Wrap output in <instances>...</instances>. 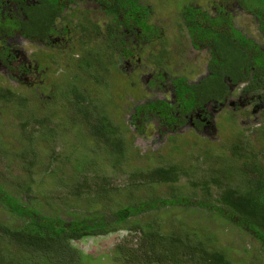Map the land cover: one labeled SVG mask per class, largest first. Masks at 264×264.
Returning <instances> with one entry per match:
<instances>
[{
	"label": "flooded vegetation",
	"instance_id": "af4514ba",
	"mask_svg": "<svg viewBox=\"0 0 264 264\" xmlns=\"http://www.w3.org/2000/svg\"><path fill=\"white\" fill-rule=\"evenodd\" d=\"M94 1L101 20L87 15L89 5L77 0H0V79L9 83H0V97L27 103L30 95L44 100L40 109L57 100L74 107L97 98L102 109L93 111L94 125L91 110L67 109L76 119L74 132L65 128L73 142L80 135L100 147L107 141L125 144L124 160L138 155L133 136L145 141L139 151L151 161L189 145L205 154L226 148L236 158L243 155L247 176L249 168L256 173L264 152L257 148L252 154L249 141L234 138L238 128L246 137L251 123L264 122V43L237 20L258 21L264 35V1ZM189 48L198 52L195 58L177 54ZM122 60L131 61L129 71ZM14 83L24 90L16 92ZM102 87L112 88V97L106 93L103 100ZM131 89L125 117L122 101ZM257 138L258 145L264 141Z\"/></svg>",
	"mask_w": 264,
	"mask_h": 264
},
{
	"label": "trees",
	"instance_id": "16d2710c",
	"mask_svg": "<svg viewBox=\"0 0 264 264\" xmlns=\"http://www.w3.org/2000/svg\"><path fill=\"white\" fill-rule=\"evenodd\" d=\"M131 5L133 9L136 6L134 3ZM134 12H136V9H134ZM93 100L91 98V100L77 101L79 106L75 104L74 107L68 106L64 101L59 109H65L66 111H58L59 122L56 126H54L55 123L53 122L54 116L46 108H41L44 109L43 116L37 115L29 119L24 116L20 122V129L13 130L11 138L13 136L19 142L26 138L25 148L18 149V151L15 150L13 146L14 140L4 150L0 149V177H2V179L0 178V203L7 206L13 214L24 218L23 223L12 226L0 217V264H30L22 256L37 257L40 260L46 259L45 262L48 264H80V253L72 245L73 239L85 235L102 234L105 231L117 229L116 227L128 221L129 217L135 216L137 213L147 209L167 206L170 203H188L186 196L175 197V193L168 197L155 196L146 199H138L136 197L133 199V197H129L132 194L129 192L130 190H126L124 191L125 194L114 202L116 207L112 204L115 210H113L111 215L107 211L102 212L100 210V205L105 201V198H112L113 195L110 196L109 190L115 188L114 186L118 185L119 181L124 180L133 184L134 180H137L138 183L171 182L177 180L181 171L184 173L185 170L170 159V161L162 162L160 160L154 164L155 166H148L144 170L140 168L131 170L122 179H118L117 176L115 179L109 172L100 175L97 173L99 169L86 170L82 168V172L77 171V167L84 163L83 159H86V157L80 156L81 152L79 150L82 149L83 145L78 144L75 148L72 147L73 140L68 137V132L65 129L69 124L68 120L70 123H73L76 119L72 120L74 115L68 114L67 109L82 110L84 108L91 110L90 124L94 125L92 118H96L95 115L97 114L93 111L95 109L101 110L102 108L100 107L101 103L96 101L97 98H95V101ZM105 113L107 114L108 112ZM41 117L44 118L42 122L40 120ZM30 124L31 128H26ZM58 136H63L62 142L69 145L73 149V153L68 154L71 152L70 149H64L65 154H54L59 144L56 143V137ZM0 140L4 142L5 139L0 138ZM5 141L6 145H8L11 139ZM42 144L43 149L49 148L50 156L53 157L49 158L47 165L43 169L49 170L50 173L47 174L49 177L52 176L53 180L55 172L60 176L56 189L59 194L55 195V192L52 194L53 199H55L54 201L66 204V200H72L76 203L72 207L77 213H72L70 219H65L60 214L52 211L44 213L37 206L35 197L37 192L32 187V174L37 169H41L42 166L37 162L36 158H28V153L34 152L36 145L42 148ZM107 144L111 149L110 151L116 153L117 162L124 161L122 156L126 151L125 144L114 145L110 141H107ZM97 152L103 154L101 158L103 163L105 150L101 149L98 140L94 141V148L89 157L98 154ZM14 157L19 158L28 170H26L25 182L23 179L21 181L18 178L17 172H12V162L16 163L15 159H13ZM262 157L261 155L260 159ZM57 158L65 162L61 161V165L57 166L59 169L54 171L52 164ZM73 158H76L75 164L73 168H68L69 165L67 163ZM27 163H31L32 165ZM111 165L117 168L114 163H111ZM33 167L36 170L32 169ZM261 169H263L261 165H259V168L254 169L258 174L256 177L250 178L246 176L247 179H242L243 184H245L243 190H240V186L235 187L225 184L226 181L222 183L216 177L214 179L207 177L202 182V186L207 194L196 200L192 199L188 204L197 205L203 209L210 208L212 215L222 216L224 220H230L236 224L239 223L241 226L247 225V227L256 228V234L264 241V172ZM5 172L9 174L7 176L9 180L6 178ZM227 172H224L225 180L230 178ZM96 175L100 176L96 178ZM12 181L18 186V189H21L22 193L19 195L5 191L4 183ZM209 182L215 185L222 184L224 189L217 196L212 195L208 190ZM53 183V191H55V180ZM70 185L73 187H70ZM246 187L248 188L247 194H245ZM61 192L65 194H61ZM173 196L175 198L171 199ZM47 197H50V195H47ZM121 201L126 203H120ZM87 205H90V207H86ZM134 221L136 222V220ZM132 227H134L132 229L142 232L143 241L140 252L134 251V248L130 251L123 246L119 249L124 264H140L141 262H154L156 264H185L186 262L187 264H232L231 259L225 251L213 244L211 246L206 241V239L211 238L210 232L198 234L199 231L194 228L182 230L181 226V230L163 234L156 226L149 223H145V225L137 223V225L134 224ZM15 247L20 250L19 255H22L20 258Z\"/></svg>",
	"mask_w": 264,
	"mask_h": 264
},
{
	"label": "rangeland",
	"instance_id": "374dc122",
	"mask_svg": "<svg viewBox=\"0 0 264 264\" xmlns=\"http://www.w3.org/2000/svg\"><path fill=\"white\" fill-rule=\"evenodd\" d=\"M82 4V7H85L83 4L89 5L88 11L89 13L87 15H92L93 18L97 20H101L99 16V10L98 5H95L94 0H77ZM253 4H260L262 0H251ZM264 1V0H263ZM154 2V1H153ZM152 2V3H153ZM192 2H195L197 4H200L202 6L207 3V0H194ZM155 8L157 6H160V4H157L156 2L153 3ZM157 4V5H156ZM264 4V3H263ZM68 10H70L68 8ZM156 15L155 19L156 22H160L163 17H161V14ZM166 19V16L164 17ZM239 26H241L243 29H245L249 35L255 37L256 39L260 40L261 43H264V35H261L262 32L259 27L258 21L251 19V18H243L241 17L239 20ZM189 53H192L191 55L193 58L196 57L198 52H193L192 49L186 51L184 54V51H181L177 54L182 56L183 58L188 55ZM203 57V55L201 54ZM192 58V59H193ZM175 61H178L177 59L172 60L171 63H174ZM131 62V61H130ZM128 62H125L122 60V68L124 71H129L131 69L132 64ZM124 64V65H123ZM115 79L114 81L118 80L116 76L113 77ZM0 83L4 85H9V83L4 80L0 79ZM16 90V92H22L24 90V87L21 84L14 83L13 86ZM119 91V90H118ZM117 91V93H118ZM102 98L106 97V93H108L111 97V93L114 92L112 88H106L102 87ZM34 95V93H30ZM134 94V90H126V94L124 95L127 100L123 99L122 101V116L127 115L131 101L129 100V97ZM117 99L119 94H115ZM101 101V100H100ZM25 103L23 100L20 101V99L14 98L11 100H5L0 97V138L5 140H10L11 142L6 145V141L2 142L0 140V149L4 150V148H7L11 143L14 142L15 138H11V134L13 130L20 129V122L22 118L25 116V118L29 119L33 116H37L44 113V109H40V106L42 107L44 100H34L33 97L30 100V95L28 97V101ZM64 101L57 100L56 103L50 106H46V110L53 114L55 112V115H57L58 111H66L65 109H59V107L63 104ZM102 102V101H101ZM124 117V118H125ZM69 124L66 127V129L70 130V132H74L71 127V123L68 120ZM252 127L250 130H246V137H243V134L241 132V128L237 129V136L234 138L235 142L238 140H243V142L246 144V142L249 143L250 152L253 154L255 151H259L258 149H261L264 152V141L260 142L258 145V138L260 137V141L264 139V122L260 123H251ZM30 125L26 128H31ZM56 126V123L55 125ZM2 127V128H1ZM239 136V137H238ZM75 143L72 142V147H76L78 144L83 145L82 149L79 151L81 152V157L88 159H83L84 163L82 165H79L77 167V171L82 172V168L88 169H99L97 170V173L102 175L106 172H109L113 177L116 179V176L118 179H122L124 176L127 175V173L131 170L136 169H147L148 166H155L158 161H174L176 165L179 167H182L185 171L184 173H180L177 180L171 181V182H165V181H156V182H140L138 183L137 180H134V184L127 181H119L118 185L114 186L115 188H112L109 190L110 196L112 198L106 199L103 203H101V211H107L109 215L112 214L113 210H115L116 205L114 202L117 201L122 195L125 194L124 191L130 190L129 192L132 193L129 197L138 199H146V198H153L155 196H171V194L175 193L176 196H186L188 199L187 202L191 201L192 199L196 200L199 197L205 196L207 193L205 192L203 188L202 182L207 179V177H211L213 175L214 177L218 178L220 182L226 181L225 184H230L232 186L238 187L240 186V190L244 189L243 184V178L247 179V174L245 172V169L249 166H246L244 164V161L246 159L241 155L240 157H237L226 148L220 149L217 153H208L205 154L204 151H201L198 149V146L189 145L188 148H182L170 150L169 153H166L167 156H162L159 160H153L151 161L150 157H146V155H143L140 153V149H143V145L145 144V141L142 140L141 142H138V138H134V145L135 150L138 155L129 154L127 155L126 162L122 161L120 163L117 162L116 153L113 151L111 152L110 147L107 143H100L101 149L105 150L104 153V160L102 163V156L103 154H98L89 157L91 151L94 148L93 139L91 136H78L76 137ZM20 139V138H19ZM58 140V139H57ZM225 140V139H224ZM226 142V140H225ZM45 143V142H44ZM26 145V138L22 139L20 142L15 140V143H13V146L15 147V150L18 151V149L25 148ZM255 144L257 147H255ZM11 146V147H13ZM92 148V149H90ZM258 148V149H257ZM62 149V151H60ZM64 149H70V153H73V149L62 142V140L57 145L55 155H63L65 154ZM33 150V149H32ZM200 150V151H199ZM86 151V152H85ZM143 152L145 150H142ZM35 152V154H34ZM34 152L31 151L28 153V158H36L37 162L40 163L42 166L41 169H37L32 175V187L36 193V201L37 206L42 209V211L45 213H49L50 211L60 214L65 219H70L72 217V213H77L75 209L72 207L75 202L72 200H66V204L62 203L60 204L58 201H54L52 194L55 192V195L59 194L56 190L60 181V176L55 172L54 180H55V191H53L54 183L52 176H48L47 173H50L48 169H43L45 165H47V161L49 158H53L50 156L49 148L43 149L36 145L34 147ZM95 154V153H94ZM36 155V156H35ZM203 156V159L199 160L198 157ZM15 162H12V172L18 173V178L25 182L27 169L24 167V164H22V161L17 157H14ZM92 159V160H91ZM76 158L71 159L67 165L68 168H73V165L75 164ZM54 161V160H53ZM61 161L64 160H57L53 162V168L54 171L58 170L57 166L61 165ZM90 161V162H89ZM107 161V162H106ZM110 163H109V162ZM65 162V161H64ZM96 163V164H95ZM102 163V164H101ZM105 163V164H104ZM111 163H114L117 168H114ZM32 165L31 163H27ZM261 165V167L264 169V155L262 159H260L258 166ZM246 166V167H245ZM35 167V166H34ZM34 167L32 169H34ZM64 167V166H63ZM245 168V169H244ZM27 170V171H26ZM36 170V169H34ZM228 171L229 174L228 179L225 180L224 172ZM52 171V173H54ZM248 177L253 178L256 177L258 174L253 173L251 171V168L247 170ZM31 175V176H32ZM100 175H96V178ZM5 176H9L7 172H5ZM2 179V177H0ZM9 180V178H7ZM70 187H73L70 185ZM5 191H10L14 194L19 195L21 192V189H18V186L14 183V181L9 183H4ZM224 189V186L222 184H210L208 190L212 195H218L220 192ZM119 192L118 194L114 195L115 193ZM178 193V194H176ZM248 193V188L245 189V194ZM61 194H65L62 193ZM47 195H50V197H47ZM67 196V195H66ZM47 197V198H46ZM174 196L171 197V199L175 198ZM259 201V199H258ZM52 202V203H51ZM58 202V203H56ZM105 203V204H104ZM120 203H126V202H120ZM171 204L167 206H158L155 208L147 209L145 211L137 213L135 216L129 217L128 221L124 222L123 224L118 225L114 230L105 231V233L102 234H96V235H85L76 239L72 240V245L75 247L76 251L80 253V264H124L121 254L119 253V249L123 246L124 248L129 249L130 251H139L140 247L143 241L142 238V232L138 230H134L132 226L134 224L137 225H145V223L152 224L156 226V228L163 234H169L173 231L185 230L187 228H194L195 230L199 231L198 234L203 232H210L211 238L206 239L208 243L211 244V246L215 245L219 249H222L225 251V253L228 255V257L231 259L232 264H264V241L256 234V228H250L247 227V225L241 226L239 223H235L230 220H224L222 216L218 215H212L210 213V208L203 209L201 207H198L197 205L193 206L192 204ZM96 204V203H95ZM115 205V207L113 205ZM106 205V206H105ZM86 207H90V205H87ZM34 208V207H32ZM214 213L217 214L216 211ZM0 217L8 224L15 226L19 225L24 222V218L19 217L12 212L9 211L7 206L0 203ZM261 218H263L260 215ZM136 220V222L134 221ZM259 220V219H258ZM208 222V223H206ZM184 226V228H183ZM209 230V231H208ZM184 232V231H183ZM213 244V245H212ZM137 248V250H136ZM16 251L18 253V256L20 254V250L16 248ZM26 258V261L30 264H48L45 262L46 259L40 260V258H33V257H24ZM125 261V260H124ZM140 264H156L154 262L146 263L141 262ZM187 264V262L185 263Z\"/></svg>",
	"mask_w": 264,
	"mask_h": 264
}]
</instances>
